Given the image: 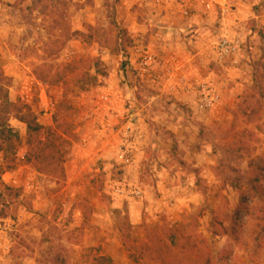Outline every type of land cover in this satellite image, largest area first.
<instances>
[{"label":"rangeland","instance_id":"1","mask_svg":"<svg viewBox=\"0 0 264 264\" xmlns=\"http://www.w3.org/2000/svg\"><path fill=\"white\" fill-rule=\"evenodd\" d=\"M224 35L241 36L238 63L218 58ZM138 43L155 56L145 75ZM201 81L221 97L207 110ZM0 92L69 126L48 170L9 113L20 143L0 150V264H146L125 232L142 245L178 223L196 224L216 264H264V0L226 14L197 0H0Z\"/></svg>","mask_w":264,"mask_h":264},{"label":"trees","instance_id":"2","mask_svg":"<svg viewBox=\"0 0 264 264\" xmlns=\"http://www.w3.org/2000/svg\"><path fill=\"white\" fill-rule=\"evenodd\" d=\"M0 150L17 151L16 143H20L18 133L7 124L9 113L26 123L28 137V161L36 160L37 164L48 163L46 169H53L60 162L62 153L59 142H63L61 131L69 133V126L63 124L61 116L55 115V127L44 126L38 121L31 107L21 101L12 102L8 95L0 92ZM23 114V115H22ZM73 136V134H71ZM57 154V155H56ZM57 158V159H56ZM42 170L44 167L39 166ZM260 170V166L258 168ZM45 170V169H44ZM257 173V172H256ZM261 175L256 174L254 182H260ZM264 216V214H263ZM260 220H264L261 216ZM239 225L235 234L239 233ZM204 237L197 234L196 224L178 223L163 225L148 232L147 240L138 245L128 231L124 234V245L133 261L151 264H216L205 249ZM91 264H115L106 255L94 256Z\"/></svg>","mask_w":264,"mask_h":264},{"label":"built area","instance_id":"3","mask_svg":"<svg viewBox=\"0 0 264 264\" xmlns=\"http://www.w3.org/2000/svg\"><path fill=\"white\" fill-rule=\"evenodd\" d=\"M200 2L204 8L208 11L214 10L216 7L221 9L223 14L228 13L234 4V0H197ZM182 14L184 16H189L191 14V7L188 4L182 5ZM242 38L240 35H224L220 38L217 45V56L219 59L231 58L234 63H238L242 53ZM136 53L138 54L137 67L141 74H148L155 62L154 54L146 49L142 43H138L135 46ZM194 93H197L199 96L197 108L199 110H207L214 106L221 97L211 88L210 84L201 81L198 82L195 86L192 87ZM107 98V97H105ZM45 109H47V102L45 104ZM130 129V128H129ZM119 158L123 163H130L131 157L127 154L124 146L119 148ZM117 192L122 193L124 190L117 189ZM137 195L141 194V191L135 192ZM7 248V246L5 247Z\"/></svg>","mask_w":264,"mask_h":264},{"label":"crops","instance_id":"4","mask_svg":"<svg viewBox=\"0 0 264 264\" xmlns=\"http://www.w3.org/2000/svg\"><path fill=\"white\" fill-rule=\"evenodd\" d=\"M130 5H131V4H130ZM174 23H175V22H174ZM162 33H164V32H162ZM139 151H140V148H139ZM139 151H138V152H139Z\"/></svg>","mask_w":264,"mask_h":264}]
</instances>
